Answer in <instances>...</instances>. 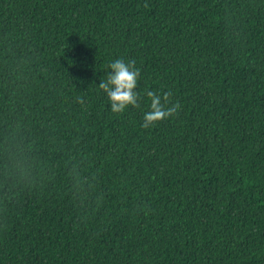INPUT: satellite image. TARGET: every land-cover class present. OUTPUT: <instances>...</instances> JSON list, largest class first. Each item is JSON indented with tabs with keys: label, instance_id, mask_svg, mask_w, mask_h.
<instances>
[{
	"label": "trees",
	"instance_id": "16d2710c",
	"mask_svg": "<svg viewBox=\"0 0 264 264\" xmlns=\"http://www.w3.org/2000/svg\"><path fill=\"white\" fill-rule=\"evenodd\" d=\"M0 264H264V0H0Z\"/></svg>",
	"mask_w": 264,
	"mask_h": 264
},
{
	"label": "clouds",
	"instance_id": "9594fccd",
	"mask_svg": "<svg viewBox=\"0 0 264 264\" xmlns=\"http://www.w3.org/2000/svg\"><path fill=\"white\" fill-rule=\"evenodd\" d=\"M149 5L145 3L143 7L147 8ZM110 71L107 72L106 77L100 80L98 84L110 101V110L114 114H122L128 106L139 108L138 100L140 94L135 92L138 79L140 77L141 69L136 67V60L126 61L123 58H117L107 65ZM150 104L148 107L150 111H145L143 114L142 128L148 129L154 127L155 124L161 120L167 119L170 116L176 115L177 110L181 107L178 101H174L171 107H163L161 104V96L157 95L156 90H149L146 92ZM163 100L168 102L172 98L171 90L163 92ZM79 103H83L81 98Z\"/></svg>",
	"mask_w": 264,
	"mask_h": 264
}]
</instances>
